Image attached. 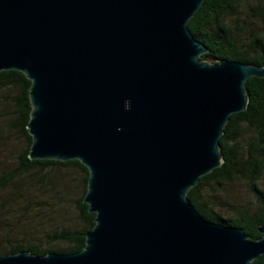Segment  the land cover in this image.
<instances>
[{
	"label": "water",
	"instance_id": "1",
	"mask_svg": "<svg viewBox=\"0 0 264 264\" xmlns=\"http://www.w3.org/2000/svg\"><path fill=\"white\" fill-rule=\"evenodd\" d=\"M202 0H0V70L29 79V158H76L93 212L81 250L0 264H252L264 224L203 218L186 193L222 161L218 137L264 64L199 58Z\"/></svg>",
	"mask_w": 264,
	"mask_h": 264
},
{
	"label": "trees",
	"instance_id": "2",
	"mask_svg": "<svg viewBox=\"0 0 264 264\" xmlns=\"http://www.w3.org/2000/svg\"><path fill=\"white\" fill-rule=\"evenodd\" d=\"M243 0H202L195 12L188 18L186 25L191 34L202 41L207 49L199 55L209 61L221 57L264 64V0L246 1L243 21L246 23L235 28L229 19L235 15L236 5ZM252 22H254L252 24ZM248 23V24H247ZM249 25L247 28L246 26ZM256 26V27H255ZM262 32H257V27ZM29 79L17 69L0 70V88L17 89L12 97L14 101V122L19 124L26 136L27 144L23 149L19 165L23 170L71 165L84 173L83 192L85 191L87 170L76 158L59 160L53 158H29L30 143L25 123L30 104L28 101ZM247 102L244 109L232 112L218 137L222 161L218 167L200 176L197 183L188 189L186 197L195 210L205 219L224 225L238 226L250 240L260 237L257 227L264 224V188L259 187V177L264 170V77L250 75L243 81ZM244 130L249 131L244 143L237 139ZM243 180L252 194L257 206L254 210L231 208L229 215H221L210 204L209 191L214 186ZM5 181V180H4ZM78 217L83 226L73 230H62L51 237L62 242L56 247H44L37 243L16 241L8 246H0V255L26 250L33 254L48 252L71 253L82 249L84 232L93 225V212L87 211L82 196L76 200ZM2 228L0 227V232ZM252 264H264V254L253 259Z\"/></svg>",
	"mask_w": 264,
	"mask_h": 264
},
{
	"label": "rangeland",
	"instance_id": "3",
	"mask_svg": "<svg viewBox=\"0 0 264 264\" xmlns=\"http://www.w3.org/2000/svg\"><path fill=\"white\" fill-rule=\"evenodd\" d=\"M245 6L246 1H240L235 15L229 19L235 28L246 24L243 21ZM257 32H262L260 26ZM16 90L0 88V246L3 248L19 240L56 247L63 243L53 239L52 234L83 226L76 200L85 192L84 173L71 165L34 170L20 168V155L27 139L13 120L12 97ZM248 134L249 131L244 130L237 139L244 143ZM258 183L264 188V170ZM208 191L211 206L221 215H229L231 208L252 211L257 206L243 180L235 179Z\"/></svg>",
	"mask_w": 264,
	"mask_h": 264
}]
</instances>
